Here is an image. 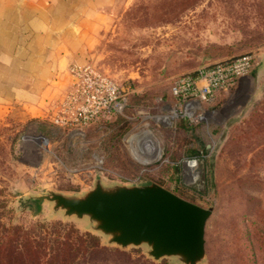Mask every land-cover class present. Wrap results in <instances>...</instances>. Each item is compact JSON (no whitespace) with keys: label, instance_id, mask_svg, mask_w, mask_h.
<instances>
[{"label":"rangeland","instance_id":"rangeland-1","mask_svg":"<svg viewBox=\"0 0 264 264\" xmlns=\"http://www.w3.org/2000/svg\"><path fill=\"white\" fill-rule=\"evenodd\" d=\"M97 1L102 14L82 64L131 87L133 119L82 136L46 118L1 126L0 225L36 234L40 225L62 223L98 237L100 248L76 264H180L154 261L145 245H109L87 232L86 220L51 214L50 203L33 200L46 191L81 197L96 180L128 185L138 177L212 209L201 264H264V0ZM244 54L255 57L251 72L218 94L201 122L185 128L170 119L177 78ZM133 128L151 134L159 159L133 160L123 143ZM95 155L104 158L101 173Z\"/></svg>","mask_w":264,"mask_h":264},{"label":"crops","instance_id":"crops-1","mask_svg":"<svg viewBox=\"0 0 264 264\" xmlns=\"http://www.w3.org/2000/svg\"><path fill=\"white\" fill-rule=\"evenodd\" d=\"M100 13L97 0H0V127L48 116Z\"/></svg>","mask_w":264,"mask_h":264},{"label":"water","instance_id":"water-1","mask_svg":"<svg viewBox=\"0 0 264 264\" xmlns=\"http://www.w3.org/2000/svg\"><path fill=\"white\" fill-rule=\"evenodd\" d=\"M147 154L151 147L145 146ZM37 206L51 204V214L86 220L87 232L119 248L145 245L154 261L173 258L201 264L205 258V226L212 209L202 208L155 183L113 184L96 180L81 197L46 191L34 196Z\"/></svg>","mask_w":264,"mask_h":264},{"label":"built area","instance_id":"built-area-1","mask_svg":"<svg viewBox=\"0 0 264 264\" xmlns=\"http://www.w3.org/2000/svg\"><path fill=\"white\" fill-rule=\"evenodd\" d=\"M254 58L253 55H244L229 62L200 67L193 73L177 78L169 90L175 103V109L170 110V119H183L191 124L201 122L207 113L206 109L218 94L232 88L240 79L249 75ZM67 75L69 84L60 99L52 104L46 117L53 127L82 136L83 131L92 126H101L117 119L127 123L133 119L131 114L126 113L128 109H134L130 104L133 90L129 85L117 84L88 64H70ZM156 118L163 122L162 115ZM136 129L130 130L123 139L133 160L145 165L146 160L159 159L160 149H156V142L151 134L144 129ZM146 145L151 147L150 154L145 150ZM93 160V167L101 173L103 156L95 155ZM127 181L129 184L145 183L138 177Z\"/></svg>","mask_w":264,"mask_h":264},{"label":"trees","instance_id":"trees-1","mask_svg":"<svg viewBox=\"0 0 264 264\" xmlns=\"http://www.w3.org/2000/svg\"><path fill=\"white\" fill-rule=\"evenodd\" d=\"M244 55L221 62H229ZM130 104L133 106L131 99ZM129 112L128 109L126 113ZM120 121L117 119L105 124ZM180 122V127L192 126L186 120L180 119ZM39 228L33 234L20 227L6 228L0 225V264H76L79 257L100 248L98 237L89 233L81 234L72 226L53 223L49 227L40 225Z\"/></svg>","mask_w":264,"mask_h":264}]
</instances>
